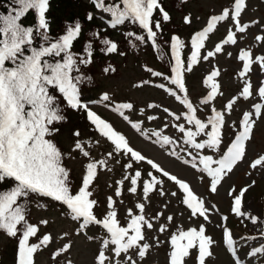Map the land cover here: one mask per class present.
I'll return each mask as SVG.
<instances>
[{
	"label": "snow or ice",
	"instance_id": "6c2138e0",
	"mask_svg": "<svg viewBox=\"0 0 264 264\" xmlns=\"http://www.w3.org/2000/svg\"><path fill=\"white\" fill-rule=\"evenodd\" d=\"M17 7L10 10L8 15L0 14V182L11 180L14 186L7 191H0V231H3L10 238L18 239L16 264H35V255L47 248L52 242L51 234H44L38 237L39 227L29 222L27 202L33 195L48 198L66 208L63 215L78 223L77 235L85 234L92 226H98L104 235L100 238V248L95 257V264H138L148 257L152 245L148 242L147 231L154 229V220L163 215L158 212L157 216L151 219L144 215L145 203L135 205L139 214H133L132 209L127 210V226H121L116 210V202L111 196L107 198V210L103 217L95 214V207L98 202L91 199L93 193L89 191L92 182L98 175V169L107 167L105 160L91 161L86 165V172L83 175L79 190L73 194L71 190L70 170L64 166L65 153H63L54 139L59 128L56 124L66 121L63 114L60 98H63L65 105L74 111H84L87 119L96 128L101 136L107 138L113 145L116 154L129 155L131 161L144 162L151 166L156 172L167 177L178 185L183 193L181 203L190 210L191 218H203L210 220L212 208L206 206V201L197 195L190 184L179 179L177 176L164 170L158 163L148 159L145 155L134 150L127 138L116 132L112 125L102 119L90 108V104H104L112 106V98L108 93L100 96L98 101H87L82 99L81 84L89 78L80 72V65H88L91 62L92 45L87 46V57L79 56L71 51L74 39L81 32V25L76 23L68 26L66 34L50 39L49 26L45 18L48 10L49 0H13ZM96 6L103 12L110 14V26L124 24L125 21L137 22L142 30L146 31L147 39L155 42L157 31L161 29V21H154V10L162 13V21L170 19L169 14L161 7L158 0H121V3H111L106 6L105 0H94ZM246 7V0H233L231 9L225 8L220 15H213L207 21V26L197 32L190 40L191 54L187 57V64L182 61L180 49L184 43L176 37L171 41V54L174 63L170 69V75H164L159 71H153L150 67L147 71L154 77H163L167 85L160 83L156 85L163 89L168 95L178 101L186 111L177 114L168 107L163 112L175 121L183 120L185 123H176L182 134V145L168 135L160 131L151 133L160 142L161 146H172L171 155L182 160L185 165H190L203 175L209 178L210 192L217 193L218 186L234 168L246 158L247 144L252 139V132L258 119L264 118V103H256L253 110L244 112L239 121V130L235 132L230 143L224 145V128L227 126L226 115H230L237 104L238 98L249 99L253 95V87L250 80H244V86L238 97H233L226 103L224 110H217L212 107L206 119L198 118V109L190 102L186 89L185 74L193 71V66L199 61H207L221 53L225 45H236L238 42L237 33H245L250 25L241 23V15ZM29 10H34L38 17V24L35 28L25 27L20 21ZM93 17H88L91 20ZM233 21L234 29L228 28L227 36L222 43L214 47V51L208 50L201 55L205 48V41L214 32L217 25L227 21ZM186 23H191L189 17L185 18ZM128 36H135V40L144 42L145 37L128 33ZM37 38L41 41L35 44ZM256 41L264 43V36H256ZM106 53L117 51V44L103 39ZM135 47V45H133ZM60 58V59H56ZM238 59L243 62L239 76L244 79L252 65L257 64L264 70V55L253 57L250 50H241ZM109 69H105V72ZM75 73V74H74ZM220 75L218 70H213L208 76L206 83L211 84V91L201 103L209 105L218 94V83L216 78ZM151 81H144V84ZM58 93L59 95H57ZM222 95V93H221ZM256 95L264 101V81L256 88ZM149 107L159 108L158 105ZM113 110L119 113L124 120L131 123V127L142 135L150 138L148 133L143 132L141 123L131 122L127 110H134L131 103L115 104ZM149 116L148 120L156 119ZM167 124L164 125L166 129ZM235 127V125H233ZM79 137V131L73 132ZM186 146V147H185ZM179 148L184 153V158L176 152ZM74 150L79 151L83 156L88 157L89 152L84 151V145L79 140L75 142ZM194 150V151H193ZM209 150L212 154H204ZM109 157L113 152L108 153ZM252 169H264V154H259L254 161L250 162ZM125 169H132L133 163L124 165ZM150 179L142 182V199L147 200L149 194L157 191V186L162 181L147 173ZM142 173L135 171L133 175L124 176L117 181L115 195L121 196V186L124 182L130 181L131 187L128 191L136 194L137 185L141 180ZM251 186V185H250ZM248 188L229 192L232 197L233 206L230 211L237 217H246L252 224L261 222L259 217L250 211H244L243 199ZM163 196V190L159 191ZM171 195L175 197L176 192ZM46 207V205H41ZM168 224L173 221V216H167ZM224 221L227 217L222 218ZM44 226L47 220L40 222ZM168 224H161L157 229L163 233L167 231ZM223 229V242L227 249L236 255L235 241L231 230L224 224L218 225ZM264 234V229H262ZM67 235V234H65ZM37 238V243H30L32 238ZM92 239V237H88ZM160 241H157V246ZM214 239L206 234V227L200 225L197 229L192 227L188 230L179 228L170 238V251L168 252V264H186L192 250H196L197 264H206L207 260L213 257L212 247ZM71 248L65 244L51 254L56 260L62 253ZM135 252L136 258L129 255ZM253 256L264 254V246L256 247L251 253ZM236 264H240L239 259Z\"/></svg>",
	"mask_w": 264,
	"mask_h": 264
},
{
	"label": "rangeland",
	"instance_id": "374dc122",
	"mask_svg": "<svg viewBox=\"0 0 264 264\" xmlns=\"http://www.w3.org/2000/svg\"><path fill=\"white\" fill-rule=\"evenodd\" d=\"M232 5L233 0H197L192 2L189 5L192 14L189 17L191 19L190 26L196 31H202L207 26V21L211 16L222 14L225 8L231 9ZM95 16L104 27H110V19L103 13H97ZM178 19H180V16H178ZM240 19L242 24H249L250 27L245 33L236 34L237 44L225 45L221 53L209 58L207 61H199L193 66L192 72L185 74L188 98L193 107L198 109L197 116L202 120L207 118L212 107L217 110H224L227 102L233 97H238L244 86V80L251 81L253 87L252 97L247 100L238 98L234 110L230 115H226L227 126L223 130L224 145L230 143L235 132L239 130V121L242 114L252 111V106L256 103H264L256 95L257 86L264 81V70L259 65L253 64L252 71L244 79H241L239 71L242 70L243 62L238 59L239 52L244 49L250 50L254 58L264 55V43L255 40L258 35L264 36V0H246V7ZM228 28H233V31H235L233 21L230 18L218 24L214 32L209 35L201 55L206 54L208 50L214 51L215 45L222 43L223 39L226 38ZM116 33L122 34V31L117 29ZM184 51H187V57H189L191 54L190 46L184 45ZM117 60L120 75L112 76L109 73H101L98 77L99 87L93 93L85 95L84 101H98L102 94L108 93L112 98V106L90 104V108L110 123L116 132L123 134L134 150L145 155L148 159H152L170 174L188 182L194 192L205 199L206 206L211 208L212 205H215V208L211 210L209 221L199 217L191 218L190 210L181 203L183 193L178 185L166 183L161 179L162 184L157 186V191L150 193L147 200H143L142 182L145 179H150L147 175L148 172H152L153 175L156 173L146 161L134 162L131 161L129 155L116 154L113 151L111 142L101 136L98 131L95 130L91 138L92 131L87 128L89 120L86 112L83 122L77 116L73 126L68 128L60 137L61 144L71 153L68 164L75 177L73 184L75 192L81 186L87 163L105 160L107 167L98 169V175L89 189L93 193L91 199L98 202L94 209L98 217H103L106 213L107 198L109 196L116 202V210L121 226H127L129 218L126 213L128 209H132L133 214H139L135 205L141 202L145 203L144 215L146 218L151 219L157 216L158 212L163 213L158 220L153 221L154 229L146 232L152 249L142 264H168L171 235L176 233L179 228L188 230L196 227L198 229L200 225L206 227V234L215 241L212 247L214 255L207 260L206 264H236L237 259H239L240 264H264V254L255 256L251 254L256 247L264 246V234H262V229H264V169L259 167L252 169L250 167V162L254 161L259 154H264V118L256 121L252 139L247 144L246 158L234 168L232 173L225 177L221 185L218 186L217 193H211L209 178L206 175L201 178L202 173L200 171L193 169L190 165H185L182 160L170 154L172 146H161L158 139L150 135L153 132L160 131L163 135L170 136L182 145V134L173 125L185 122L183 120L175 121L163 112V108L168 107L177 114H181L186 109L167 92L156 86L160 83L167 85L168 82L151 76L147 71L148 67H145L141 60L139 62L131 58L127 62H122L121 56ZM186 64L187 60H185V66ZM157 67L152 61L150 68L157 71ZM213 70H218L220 73L216 78L219 85L218 94L209 105H203L201 101L211 91L210 82L206 83L207 76ZM144 81H151V83L144 84ZM118 103L133 104L134 110H127L125 114L129 116L131 122L141 123L143 132L148 133L150 138L133 129L129 121L124 120L119 113L113 110L115 104ZM149 105L160 107L153 108ZM149 116L157 118L150 121L148 120ZM165 124L168 125L166 129L164 128ZM75 131H79L81 135L79 137L74 136L73 132ZM77 140L84 145V151L89 152L88 157L74 150ZM109 152H113L112 157L108 156ZM176 152L180 156L188 158L180 152L179 148H176ZM204 154L217 155L209 150H205ZM129 162L133 163V168L125 169L124 165ZM137 170L142 173L141 180L137 185V193L133 194L128 191L131 185L130 181L126 180L121 186L123 194L117 197L115 195L117 181L123 179L124 176L133 175ZM244 188H248V191L243 199L242 210L250 211L253 215L259 217L261 222L257 224H252L246 217H237L230 211L233 200L229 192L235 190L238 193ZM160 190H163L165 195L160 196ZM172 192H176L177 195L173 197ZM65 212L66 210H62L56 203H52L47 208L36 207L33 214L34 224L39 227L41 238L44 234H51L53 242L35 255V264H95V257L100 248L99 241L104 233L98 226H92L85 234L77 235L78 223L63 215ZM169 215L173 216L171 224H168L166 219ZM223 217H227V220L224 221ZM43 220L48 221L46 226L40 223ZM237 220L239 224L235 222ZM161 224H168L167 231L161 233L157 230ZM221 224L228 227L233 234L236 248L235 256L223 242V229L218 226ZM88 237H92V239ZM157 241L162 243L157 246ZM37 242V238L32 241V243ZM65 244H70L71 248L62 253L56 260H53L51 254ZM14 246H18V243L13 239L7 236L0 238V254L4 264H16ZM129 255L136 258L134 251L130 252ZM196 256V250H192L190 257L186 259V264H197ZM138 264H141V262H138Z\"/></svg>",
	"mask_w": 264,
	"mask_h": 264
},
{
	"label": "trees",
	"instance_id": "16d2710c",
	"mask_svg": "<svg viewBox=\"0 0 264 264\" xmlns=\"http://www.w3.org/2000/svg\"><path fill=\"white\" fill-rule=\"evenodd\" d=\"M195 1L197 0L162 1V8L169 14L170 19L168 21H162V13H160L158 9L154 10V21H161V29L157 30L153 28L154 31H157L155 42L148 40L146 38V31L142 30L139 24L132 20L125 21V23L120 26V29L123 32L122 34L116 33L113 29H106L93 14L98 11L103 12L102 9L96 6L94 0L89 3L86 0H49V6L45 13V18L49 26V37L53 41L66 34L68 26H74L76 23L81 25V32L72 43L71 51L73 53L87 57V46L91 43V62L86 66L80 65V72L89 78L80 86L81 93L84 95L86 93H92L99 87L98 77L101 73H109L112 76L120 75L119 62L117 60L120 56L123 59L122 62H127L131 58H134L137 61L141 60V63L145 67H150L151 62L153 61L158 66L157 71L164 75H170V69L174 63L171 54L172 38H179L184 45L189 47L191 46V38L197 33L189 23L185 22V18L192 15L189 10V5ZM111 3H121V0H105L106 6ZM15 7H17V5L14 4L13 0H0V14L8 15L10 10ZM103 13L111 17L110 14ZM90 15L93 17L91 20L88 19ZM178 16H180V19H178ZM20 23L25 27L35 28L38 24L36 12L34 10H29L26 16L21 19ZM128 33L144 36L145 40L144 42L137 41L135 40V36H128ZM103 39H108L116 43L118 46L117 51L114 53H106L103 50L105 47L102 44ZM40 42L39 38H37L35 44L38 45ZM133 45H135V47H133ZM180 55L182 60H187V51H181ZM105 69H109V71L105 72ZM161 79H163V77H161ZM56 94L59 95L58 93ZM60 103L63 108V114L67 119L64 122L55 125V127L59 128V132L56 133L54 137H51V139H54L60 150L65 153L64 166L70 170L71 190L73 194H75L76 192L73 187L75 177L68 164L71 153H69L61 144L60 137L68 128L73 126V122H75L77 116V118L83 122L85 120V112L82 110L74 111L68 108L62 97L60 98ZM87 128L92 131V138L93 132H95L96 128L90 122L87 125ZM155 173L158 179H161L166 183H171L167 177H163L162 174L158 172ZM12 186H14V182L11 180L0 182V191L10 190ZM52 203H56L62 210H66V208L58 202L33 195L27 202L29 222L34 224L33 214L37 206L46 205V207L43 208H47V206H50ZM4 236L7 235L3 231H0V238ZM38 237H41L39 232ZM11 239L18 243L17 238ZM34 239L36 238H32L30 243H32ZM13 248L16 263L17 246H14ZM0 264H4L1 254Z\"/></svg>",
	"mask_w": 264,
	"mask_h": 264
}]
</instances>
